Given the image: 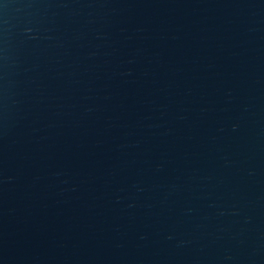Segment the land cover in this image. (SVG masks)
<instances>
[{
	"label": "water",
	"instance_id": "1",
	"mask_svg": "<svg viewBox=\"0 0 264 264\" xmlns=\"http://www.w3.org/2000/svg\"><path fill=\"white\" fill-rule=\"evenodd\" d=\"M0 264H264V0H0Z\"/></svg>",
	"mask_w": 264,
	"mask_h": 264
}]
</instances>
